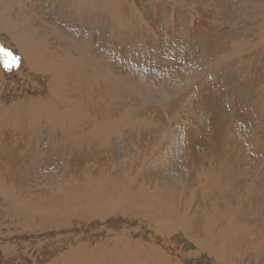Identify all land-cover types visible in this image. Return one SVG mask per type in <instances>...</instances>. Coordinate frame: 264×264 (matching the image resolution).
<instances>
[{
	"label": "bare ground",
	"instance_id": "6f19581e",
	"mask_svg": "<svg viewBox=\"0 0 264 264\" xmlns=\"http://www.w3.org/2000/svg\"><path fill=\"white\" fill-rule=\"evenodd\" d=\"M0 32V264H264V0H0Z\"/></svg>",
	"mask_w": 264,
	"mask_h": 264
},
{
	"label": "snow or ice",
	"instance_id": "6c2138e0",
	"mask_svg": "<svg viewBox=\"0 0 264 264\" xmlns=\"http://www.w3.org/2000/svg\"><path fill=\"white\" fill-rule=\"evenodd\" d=\"M0 56L3 57V64L5 68L8 69H10V67L12 66L10 64V61L15 62L18 59V57L13 55V53L10 50L4 48L3 46H0Z\"/></svg>",
	"mask_w": 264,
	"mask_h": 264
},
{
	"label": "rangeland",
	"instance_id": "374dc122",
	"mask_svg": "<svg viewBox=\"0 0 264 264\" xmlns=\"http://www.w3.org/2000/svg\"><path fill=\"white\" fill-rule=\"evenodd\" d=\"M2 37H3V34L0 32V45H2ZM4 73H6L7 74V70H4ZM181 242H185V241H183V240H181ZM188 242V241H187ZM188 251H190L191 250V248L190 249H187ZM202 261H203V259H201ZM197 262V261H196ZM195 261L193 262V260H192V262H191V264H198V263H196Z\"/></svg>",
	"mask_w": 264,
	"mask_h": 264
}]
</instances>
